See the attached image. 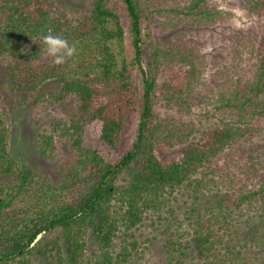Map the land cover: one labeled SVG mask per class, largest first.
I'll return each instance as SVG.
<instances>
[{
	"label": "trees",
	"instance_id": "trees-1",
	"mask_svg": "<svg viewBox=\"0 0 264 264\" xmlns=\"http://www.w3.org/2000/svg\"><path fill=\"white\" fill-rule=\"evenodd\" d=\"M90 1L71 11L57 0H0L5 88L34 109L42 98L74 101L39 134L43 156L58 141L73 152L53 179L12 154L0 91V264H143L148 226L168 254L156 264H264V34L237 36L248 67L206 90L195 35L224 22L214 0ZM243 1L264 10V0ZM154 22L167 39L144 33ZM49 33L76 48L62 65L40 44ZM138 110L137 138L114 163ZM189 251L201 261L183 258Z\"/></svg>",
	"mask_w": 264,
	"mask_h": 264
},
{
	"label": "rangeland",
	"instance_id": "rangeland-1",
	"mask_svg": "<svg viewBox=\"0 0 264 264\" xmlns=\"http://www.w3.org/2000/svg\"><path fill=\"white\" fill-rule=\"evenodd\" d=\"M59 3L68 6L71 11L86 10L91 5L90 0H57ZM213 4L221 11L222 21L212 30L204 31L199 35H195L198 42L202 44L203 51L207 59V68L205 72V89H209L216 84H222L225 78L232 73L234 66L238 69L248 67L249 50L244 45H239L236 40L237 36L243 35L259 38L264 34V10L253 11L243 0H214ZM122 22L126 30L125 50L126 54H132L131 38L129 36L130 19L127 11L119 3ZM156 22L147 26L144 33H152L156 38L167 39L170 31L160 34L162 28H156ZM156 32H155V31ZM151 36L146 40L150 41ZM245 43V41H244ZM244 50L243 57L247 60L238 64L239 55L237 50ZM6 62H0V91L4 95V104L8 107L12 119L9 121L11 133V152L20 159H25L31 166L39 169L43 174L49 175L53 179L63 178L60 168L71 162L73 152L71 148L63 141H58L57 151L51 156H43L39 149V134L44 129L51 128V123L59 118H67L73 109L74 101L69 100L65 103L51 104L50 100L42 98V101L34 109L32 107H24L13 95L6 82ZM137 85L139 92H142L140 74H137ZM207 87V88H206ZM48 85L43 93L44 95L50 90ZM201 90V89H200ZM139 108V107H138ZM140 111L135 112L129 125L123 135V149L113 151L110 154V160L114 163L118 162L121 156L132 147L137 138L138 123ZM101 123L94 122L92 136H97L100 131ZM165 155L177 156L175 152L164 153ZM6 177H0V181ZM182 212V211H180ZM143 235L140 236L141 248L139 251V260L143 264H156L161 260L166 261L168 254L165 251L161 235L158 230L152 226L142 229ZM150 240L146 241L145 238ZM145 241V242H144ZM183 258L188 261L200 262L201 259L195 251H189L188 255Z\"/></svg>",
	"mask_w": 264,
	"mask_h": 264
},
{
	"label": "clouds",
	"instance_id": "clouds-1",
	"mask_svg": "<svg viewBox=\"0 0 264 264\" xmlns=\"http://www.w3.org/2000/svg\"><path fill=\"white\" fill-rule=\"evenodd\" d=\"M41 43L44 46L47 57L52 58L53 63L56 65L64 64L76 52V48L70 46L67 40L60 35H53L51 33L44 35L40 40Z\"/></svg>",
	"mask_w": 264,
	"mask_h": 264
}]
</instances>
